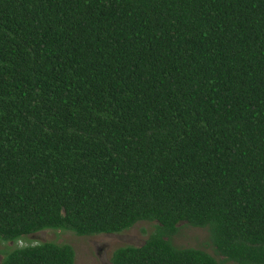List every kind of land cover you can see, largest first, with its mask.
<instances>
[{
	"label": "trees",
	"instance_id": "obj_1",
	"mask_svg": "<svg viewBox=\"0 0 264 264\" xmlns=\"http://www.w3.org/2000/svg\"><path fill=\"white\" fill-rule=\"evenodd\" d=\"M137 220L110 264H264V0H0V264Z\"/></svg>",
	"mask_w": 264,
	"mask_h": 264
},
{
	"label": "rangeland",
	"instance_id": "obj_2",
	"mask_svg": "<svg viewBox=\"0 0 264 264\" xmlns=\"http://www.w3.org/2000/svg\"><path fill=\"white\" fill-rule=\"evenodd\" d=\"M154 220H137L132 225L115 232H96L78 235L68 229L42 228L20 239L17 243H35L51 240L58 243H68L73 248L72 264H110L112 250L120 245L140 244L154 228ZM176 246L199 247L213 255L217 260L223 256L217 253L210 241L206 227L192 226L185 221L177 223L176 231L170 236ZM13 245L12 241L0 240V261L5 250ZM228 264H236L225 260Z\"/></svg>",
	"mask_w": 264,
	"mask_h": 264
}]
</instances>
